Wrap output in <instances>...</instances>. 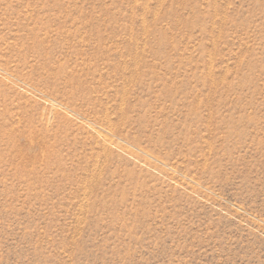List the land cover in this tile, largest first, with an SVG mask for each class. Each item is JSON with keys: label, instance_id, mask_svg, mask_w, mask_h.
<instances>
[{"label": "rangeland", "instance_id": "obj_1", "mask_svg": "<svg viewBox=\"0 0 264 264\" xmlns=\"http://www.w3.org/2000/svg\"><path fill=\"white\" fill-rule=\"evenodd\" d=\"M0 264H264V0H0Z\"/></svg>", "mask_w": 264, "mask_h": 264}]
</instances>
